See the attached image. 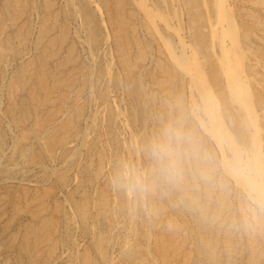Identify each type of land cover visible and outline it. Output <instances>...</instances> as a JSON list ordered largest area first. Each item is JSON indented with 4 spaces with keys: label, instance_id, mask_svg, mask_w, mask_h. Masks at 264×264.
Returning a JSON list of instances; mask_svg holds the SVG:
<instances>
[{
    "label": "rangeland",
    "instance_id": "obj_1",
    "mask_svg": "<svg viewBox=\"0 0 264 264\" xmlns=\"http://www.w3.org/2000/svg\"><path fill=\"white\" fill-rule=\"evenodd\" d=\"M118 1L16 0L9 6L0 0V264H85L86 255L90 264H162L154 246L157 235L168 233L184 253L165 264L198 261L197 237L178 211L176 190L145 154L161 120L178 124L180 97L178 127L192 132L197 158L212 175L214 199L219 185L227 188L224 227L232 233L236 264H248L251 254L264 264V0ZM120 37L128 73L120 63ZM191 60L194 67L183 65ZM164 68L177 75L167 79ZM229 75L237 77H231L234 88L244 86L239 91L247 96L238 101L245 98L251 113L231 98ZM199 83L208 92H198ZM210 102L231 147L206 134ZM192 160L182 166L190 178ZM137 173L151 183L146 195L132 194ZM100 195L108 200L103 208ZM152 207L160 208L159 218Z\"/></svg>",
    "mask_w": 264,
    "mask_h": 264
},
{
    "label": "bare ground",
    "instance_id": "obj_2",
    "mask_svg": "<svg viewBox=\"0 0 264 264\" xmlns=\"http://www.w3.org/2000/svg\"><path fill=\"white\" fill-rule=\"evenodd\" d=\"M120 1V0H119ZM119 1L116 3V5H120V3H119ZM177 1V0H176ZM7 2L9 3V6H14V3H17L18 2V0H17V2H16V0H7ZM7 4V3H6ZM51 4V3H50ZM17 5V4H16ZM49 5V4H48ZM116 5H114V6H116ZM141 5V4H140ZM218 6V5H217ZM141 6H139L138 8H140ZM6 8V7H5ZM7 8H9V7H7ZM142 8V7H141ZM87 9V8H86ZM142 10V9H141ZM144 10V9H143ZM121 13V12H120ZM14 16V15H13ZM1 17V16H0ZM150 18V17H149ZM223 19V18H222ZM146 20V19H145ZM55 21V20H54ZM46 23V22H45ZM203 23V22H202ZM50 27V26H49ZM3 28V27H2ZM0 30H1V28H0ZM2 31V30H1ZM226 31V30H225ZM15 34V33H14ZM43 34H45V31H44V33ZM227 34V33H226ZM232 34V33H231ZM62 35V34H61ZM8 36V35H7ZM16 36V35H15ZM51 36V35H50ZM121 36V35H120ZM62 37H63V35H62ZM61 37V38H62ZM132 37V36H131ZM152 37V36H151ZM11 38V37H10ZM123 38L124 37H120L119 39L121 40H119V47H118V51H119V54L121 55V56H123V54H125V52H126V49H127V44H126V42L123 40ZM50 39V38H49ZM217 39V38H216ZM3 40V39H2ZM52 40V39H51ZM56 40V39H55ZM59 40V39H58ZM133 40V39H132ZM1 41V40H0ZM60 41V40H59ZM58 41V42H59ZM29 42V41H28ZM222 42V41H221ZM54 43V42H53ZM6 44V46L5 47H8V42L7 43H5ZM50 44H51V42H50ZM223 44V43H222ZM221 44V45H222ZM13 46V45H12ZM22 46V45H21ZM25 46V45H24ZM115 46V45H114ZM33 47V46H32ZM37 47V46H36ZM51 47H53V46H51ZM223 48V47H222ZM225 48V47H224ZM8 49V48H7ZM0 50H2V49H0ZM47 50V49H46ZM50 50V49H49ZM116 51V50H115ZM224 51H226V49H224ZM128 52V51H127ZM184 52V51H183ZM241 52V51H240ZM115 53V52H114ZM138 53V52H137ZM159 53V52H158ZM225 53V52H224ZM49 54H50V52H49ZM127 54V53H126ZM3 55V54H2ZM40 56V55H39ZM145 56V55H144ZM197 56V55H196ZM225 56V55H224ZM1 57V56H0ZM127 57H128V55H127ZM135 57V56H134ZM143 57V56H142ZM188 57V56H187ZM201 57V56H200ZM39 58V57H38ZM140 58H141V56H140ZM139 57H138V59H140ZM170 58H172V57H170ZM184 58V57H183ZM183 58H181V59H183ZM44 59V58H43ZM135 59H136V57H135ZM142 59V58H141ZM176 59V58H175ZM225 59V58H224ZM226 60V59H225ZM136 61V60H135ZM138 61V60H137ZM141 61V60H140ZM139 61V62H140ZM172 61H174V59L172 60ZM194 60H191V61H189L188 63H186V62H184V63H186V64H183L184 66H186V65H191L190 64V62H192V66L194 67L195 66V62H193ZM242 61V60H241ZM44 62V61H43ZM57 62V61H56ZM59 62V61H58ZM66 62V61H65ZM158 62V61H157ZM160 62V61H159ZM175 62H176V60H175ZM178 62V61H177ZM182 62V63H183ZM224 62V61H223ZM226 62V61H225ZM227 62H229V61H227ZM64 63V62H63ZM120 63H121V65H122V68L124 69V70H126L127 71V69H128V66H129V62H128V60H127V58H126V56L124 57H121V60H120ZM141 63V62H140ZM174 63V62H173ZM176 64V63H175ZM228 64V63H227ZM232 64V63H231ZM156 65V64H155ZM169 65V64H168ZM225 65V64H224ZM38 66H39V64H38ZM135 66V65H134ZM170 67H173V66H171V65H169ZM177 66V65H176ZM179 66V65H178ZM177 66V67H178ZM230 66V65H229ZM236 66V65H235ZM41 67V66H40ZM80 67V66H79ZM111 67V66H110ZM164 67H165V65H164ZM167 67V66H166ZM199 67V66H198ZM130 68V67H129ZM200 68V67H199ZM233 68V67H232ZM137 69V68H136ZM160 69V68H159ZM158 69V70H159ZM164 69H166V68H164ZM167 69H169V68H167ZM166 69V70H167ZM193 69V68H192ZM235 69V68H234ZM76 70V69H75ZM121 70V69H120ZM135 70V69H134ZM222 70H224V69H222ZM229 70H231V68L230 69H228V71ZM73 71V70H72ZM92 71V70H91ZM123 71V70H122ZM154 71V70H153ZM181 71V70H180ZM190 71V70H189ZM195 71L197 72L198 71V69H197V67H196V69H195ZM235 71H237V69L235 70ZM69 72V71H68ZM164 72V71H163ZM175 72V69H174V71L171 69V70H167V71H165V73L167 74V79H168V77H169V79L172 77V76H174V74L175 75H177L176 73H174ZM230 73H234L233 72V70H232V72L231 71H229ZM77 73V72H76ZM117 73V72H116ZM123 73H124V71H123ZM127 73H128V71H127ZM164 73V74H165ZM189 73V72H188ZM198 73V72H197ZM225 73V72H224ZM229 73V74H230ZM237 73V72H236ZM190 74V73H189ZM200 73H198V75L196 74V76H195V80L197 81V83L200 81L201 82V77H200V75H199ZM74 75V74H73ZM76 75V74H75ZM74 75V76H75ZM92 75V74H91ZM159 75V74H158ZM160 75H161V73H160ZM203 75V74H202ZM232 75V74H231ZM231 75H229L230 77V81L232 82V80H231V77L234 79V77H236V76H231ZM234 75H236L235 73H234ZM191 76V75H190ZM30 77V76H29ZM41 77V76H40ZM83 77V76H82ZM108 77V76H107ZM124 77V76H123ZM160 77V76H159ZM163 77V76H162ZM166 77V76H165ZM179 77V76H178ZM204 77V76H203ZM237 77H238V74H237ZM236 77V78H237ZM175 78V77H174ZM194 78V76H192V79ZM51 79V78H50ZM63 79V78H62ZM66 79H69V77L68 78H66ZM66 79H64L65 81H66ZM82 79V78H81ZM109 79V78H108ZM135 79V78H134ZM161 79V78H160ZM173 79V78H172ZM180 79V78H179ZM35 80V79H34ZM70 80V79H69ZM132 80V79H131ZM163 80H165V79H163ZM171 80V79H170ZM181 80V79H180ZM180 80H178V82L180 81ZM194 80V79H193ZM61 81V80H60ZM63 81V80H62ZM61 81V82H62ZM80 81H82V80H80ZM156 81V80H155ZM165 81H168V80H165ZM183 81V80H182ZM236 81V80H235ZM237 81H239V82H237L236 84L238 85V83H240V80H237ZM40 82V81H39ZM39 82H37V83H39ZM64 82V81H63ZM67 82V81H66ZM66 82H64V83H66ZM69 82V81H68ZM71 82V81H70ZM74 82V81H73ZM141 82V81H140ZM173 82H174V84H175V81L173 80ZM16 83V82H15ZM23 83V82H22ZM25 83V82H24ZM53 83V82H52ZM51 83V84H52ZM55 83H57V81L55 82ZM160 83H161V81H160ZM163 83V82H162ZM172 83V82H171ZM170 83V84H171ZM233 83L234 82H232L231 84L233 85ZM60 84V83H59ZM70 84H72V83H70ZM125 84V83H124ZM132 84V83H131ZM135 84H137V83H135ZM166 84V83H165ZM169 84V85H170ZM176 84H177V82H176ZM175 84V85H176ZM242 84V83H241ZM20 85V84H19ZM164 85V84H163ZM168 85V86H169ZM172 85V84H171ZM174 85V86H175ZM178 85V84H177ZM183 85V84H182ZM181 85V86H182ZM230 85V84H229ZM236 85V86H237ZM32 86V85H31ZM44 87V85L43 84H40V86L39 87ZM123 86V85H122ZM129 86V85H128ZM162 86V85H161ZM174 86H172V88L174 87ZM179 86V85H178ZM195 86H196V89H197V91L198 92H202L201 90H205V84H195ZM240 86V85H239ZM242 86H243V84H242ZM138 87V86H137ZM208 87V86H207ZM227 87H228V85H227ZM235 87V85H233V87H231V90H229V94H230V96H231V98H233V99H235L236 101H237V104H238V106H242V108H243V110H244V112L246 113V111L247 112H250V109H249V111H248V109L246 108V106L249 104V103H245V98H243L244 100L242 101V102H239L238 101V97H240V95H243L244 96V94L246 95V93L244 92V94H241V92L239 91V90H241L243 87H241V89H238V87H236V88H234ZM36 88V87H35ZM65 88V87H64ZM136 88V87H135ZM162 88V87H161ZM38 89V88H37ZM43 89H45V91H46V88L44 87ZM133 89V88H132ZM132 89H130V91H132ZM164 89V88H163ZM163 89H161V90H163ZM166 89H168V88H166ZM166 89H165V91H166ZM41 90V89H40ZM50 90V89H49ZM169 90H170V88H169ZM178 90V89H177ZM181 90V89H180ZM246 90V89H245ZM244 90V91H245ZM128 91V90H127ZM135 90H133V92H134ZM164 91V92H165ZM206 92H208L207 90H205ZM38 92V91H37ZM44 92V91H43ZM47 92V91H46ZM138 92V91H137ZM170 92H172V90L170 91ZM182 92V91H181ZM204 92V91H203ZM206 92H205V95H206ZM217 92V91H216ZM9 93V92H8ZM45 93V92H44ZM54 93V92H53ZM130 93V92H129ZM166 93V92H165ZM180 93V92H179ZM243 93V92H242ZM134 94V93H133ZM152 94V93H151ZM168 94V93H167ZM174 94V93H173ZM210 94V93H209ZM93 95V94H92ZM128 95V94H127ZM131 95H132V93H131ZM138 94H136V96H137ZM147 95V94H146ZM152 95H154V94H152ZM175 95V94H174ZM177 95V94H176ZM180 95V94H179ZM178 95V96H179ZM202 95V94H201ZM205 95H203V96H205ZM50 96V95H49ZM60 96V95H59ZM134 96V95H133ZM151 96V95H150ZM181 96V95H180ZM213 96V95H212ZM211 96V97H212ZM247 96V95H246ZM45 97H48V95L47 96H45ZM138 97H139V95H138ZM184 97V96H183ZM201 97V96H200ZM37 98V97H36ZM135 98V97H134ZM145 98V97H144ZM171 98V97H170ZM175 98V97H174ZM181 98V97H180ZM180 98H178V116H179V120L177 121L178 122V124H176V126L178 127L179 125H180V123H181V119H182V117L184 116L183 115V112H184V110H183V107H182V104H181V100H180ZM206 98H207V95H206ZM242 98H240L239 100L241 101L242 100ZM247 98V97H246ZM176 99V98H175ZM182 99V98H181ZM248 99V98H247ZM247 99H246V101H247ZM159 100V99H158ZM207 100V99H206ZM213 100V99H212ZM211 100V101H212ZM32 101V100H31ZM161 101V100H160ZM176 101V100H175ZM174 101V102H175ZM182 101H184V100H182ZM159 102V101H158ZM163 102H164V100H163ZM168 102V101H167ZM177 102V101H176ZM191 102V101H190ZM209 102V101H208ZM230 102V101H229ZM247 102H249V101H247ZM40 103H41V101H40ZM95 103V102H94ZM141 103V102H140ZM160 103V102H159ZM169 103V102H168ZM184 103V102H183ZM215 103V102H214ZM214 103L213 102H210L209 104H208V108H209V110L208 111H206V112H208V119L210 120V122H209V126H210V133H206L207 135L208 134H210L209 136H212L213 137V139H215V140H217L218 141V143L221 145V141L222 142H226V138H225V136H226V134L227 133H225V127H224V125L222 124V118L220 117V114H219V111H218V108L214 105ZM20 104V103H19ZM46 104V103H45ZM151 104V103H150ZM193 104H195V103H193ZM233 104H235V103H233ZM240 104V105H239ZM160 105V104H159ZM13 106V105H12ZM30 106V105H29ZM115 106V105H114ZM157 106V105H156ZM162 106V105H161ZM173 106V105H172ZM185 106V105H184ZM206 106V108H207V105H205ZM116 107V106H115ZM166 107V106H165ZM248 107H250V106H248ZM159 107H157V109H158ZM41 109V108H40ZM170 109H171V107H170ZM173 109V108H172ZM205 109V108H204ZM233 109V108H232ZM162 110V109H161ZM165 109H163V111H164ZM13 111V110H12ZM32 111V110H31ZM147 111H148V109H147ZM156 111V110H155ZM170 111H172V110H170ZM177 111V110H176ZM186 111H187V109H186ZM234 111H236V110H234ZM239 111V110H238ZM165 112V111H164ZM12 113V112H11ZM21 113V112H20ZM66 113V112H65ZM148 113V112H147ZM156 113H158V112H156ZM160 113V112H159ZM158 113V114H159ZM168 113V112H167ZM251 113V112H250ZM141 114V113H140ZM158 114H157V116H158ZM163 114H165V113H163ZM187 114V113H186ZM240 114V113H239ZM166 115V114H165ZM249 115H251V114H249ZM17 116V115H16ZM25 116V115H24ZM80 116V115H79ZM151 116V115H150ZM163 116V115H162ZM167 116V115H166ZM252 116V115H251ZM142 117V115H140V118ZM153 117H154V115H153ZM172 117V116H171ZM170 117V118H171ZM174 117V116H173ZM188 117V116H187ZM38 118V117H37ZM157 118V117H156ZM175 118V117H174ZM174 118H172V119H174ZM249 118V117H248ZM40 119V118H39ZM160 119V118H159ZM165 119H166V117H165ZM176 119H177V116H176ZM86 120V119H85ZM93 120V119H92ZM141 120V119H140ZM153 120V119H152ZM155 120V119H154ZM168 120V119H167ZM167 120H161L160 122L159 121H157V122H159V125L158 126H160V128H159V131L164 127V126H166L167 125ZM195 120V119H194ZM207 120V119H206ZM250 120H253V119H250ZM12 121V120H11ZM15 121V120H14ZM34 121V120H33ZM69 121V120H68ZM187 121V120H186ZM17 122V121H16ZM37 122V121H36ZM64 122V121H63ZM72 122V121H71ZM152 122V121H151ZM155 122V121H154ZM171 121H169V123H170ZM237 122H239V120L237 121ZM11 123V122H10ZM168 123V124H169ZM198 123V122H197ZM39 124V123H38ZM94 124V123H93ZM124 124H126V123H124ZM128 124V123H127ZM173 124V123H172ZM225 124V123H224ZM250 124V123H249ZM65 125V124H64ZM190 125V124H189ZM35 126V125H34ZM74 126V125H73ZM154 126H156V124L154 125ZM157 126V127H158ZM183 126H184V124H183ZM187 126V125H186ZM67 127V126H66ZM188 128H189V126H187ZM138 128V127H137ZM180 128V127H179ZM186 128V127H185ZM31 129H33V128H31ZM39 129V128H38ZM155 129V128H154ZM157 129V128H156ZM191 130H192V128H191ZM35 132V131H34ZM63 132V131H62ZM68 132V131H67ZM70 132V131H69ZM155 132H157V131H155ZM25 133V132H24ZM37 133V132H36ZM48 133V132H47ZM52 133V132H51ZM80 133V132H79ZM192 133V132H191ZM35 134V133H34ZM130 134V133H129ZM139 134V133H138ZM26 135V134H25ZM63 135V134H62ZM84 135V134H83ZM134 135V134H133ZM157 135V134H156ZM228 135V134H227ZM69 136V135H68ZM72 136V135H71ZM48 137V136H47ZM66 137H67V135H66ZM229 137V136H228ZM21 138H23V137H21ZM51 138V137H50ZM142 138V137H141ZM154 138V137H153ZM195 138H198V139H200L199 137H195ZM47 139V138H46ZM59 139V138H58ZM146 139V138H145ZM19 140V139H18ZM60 140V139H59ZM67 139H65V136L63 135V138H62V140L60 141L61 143H64L65 141H66ZM144 140V139H143ZM20 141V140H19ZM80 141V140H79ZM142 141V140H141ZM145 141V140H144ZM201 141V140H200ZM217 141H216V143H217ZM234 141V140H233ZM228 142H229V140H228ZM235 142V141H234ZM48 143H50V142H48ZM57 143H58V141H57ZM61 143H58V144H61ZM75 143V142H74ZM144 143V142H143ZM227 143V142H226ZM45 144V143H44ZM47 144V143H46ZM45 144V145H46ZM223 144V143H222ZM228 144V146L229 147H231L232 146V144H231V142H229V143H227ZM149 145V144H148ZM199 145H201L200 143H199ZM48 146V145H47ZM46 146V147H47ZM202 146V145H201ZM236 146V145H235ZM252 146H254V145H252ZM49 147V146H48ZM48 147L47 148H45V149H48ZM53 147V146H52ZM51 147V148H52ZM55 147V146H54ZM126 147V146H125ZM142 147H143V144H142ZM148 147V146H147ZM220 147V146H219ZM223 147H225V146H223ZM133 148V147H132ZM145 148V147H144ZM201 148V147H200ZM234 148V147H233ZM50 149V148H49ZM135 149V148H134ZM142 149V148H141ZM253 149V148H252ZM128 150V149H127ZM227 150V149H226ZM230 150V149H229ZM49 151V150H48ZM52 151V150H51ZM59 151V150H58ZM134 151V150H133ZM202 151H203V149H202ZM201 151V152H202ZM73 152H75V151H73ZM72 152V153H73ZM234 152V151H233ZM51 153V152H50ZM49 153V154H50ZM129 153V152H128ZM199 153V152H198ZM131 154V153H130ZM145 154H147V153H145ZM205 154V153H204ZM148 155V154H147ZM204 156H206V155H204ZM145 157V156H144ZM74 158V157H73ZM199 158V157H198ZM197 157L196 158H193V160H192V166H193V169L190 171L192 174H191V178L190 177H188L186 174H184V172L186 171V170H184V172H182V176H181V178L178 180V181H176V182H174V183H171L172 184V186H173V188L176 190V193H175V197L177 198L178 197V200H176V204L178 205V211L185 217V225H186V223H187V228H188V230L189 231H192V234L193 233H195L196 234V236L195 237H197V243H198V245L197 244H195V245H197V248H195L196 249V252H197V255H198V261H194V263L193 264H236V261H235V259H236V257H235V249H234V246H233V242H232V233L230 232V230H229V228H225L224 227V221H225V215L227 214H224L225 212H226V210L228 209V204H227V201L225 200V198H226V189H225V186H223L222 184L221 185H219V193L215 196V199H214V196H213V193H214V191H215V188H213V187H215L214 186V183H213V179H212V175H211V173H209L208 172V170H207V164L203 161V160H200V159H198ZM237 158V157H236ZM123 159V158H122ZM206 159H207V157H206ZM230 159V158H229ZM69 160V159H68ZM223 161V160H222ZM225 162H227V161H225ZM236 162V161H235ZM257 162V161H256ZM255 162V163H256ZM235 164V163H234ZM258 164V163H257ZM256 164V165H257ZM222 165V164H221ZM261 165V164H260ZM191 166V167H192ZM239 166V165H238ZM237 166V167H238ZM212 167V166H211ZM225 167V166H224ZM252 167V166H251ZM214 168V167H213ZM228 168V167H227ZM240 168V167H239ZM233 169V168H232ZM251 169V168H250ZM98 170H100V169H98ZM102 170V169H101ZM228 170V169H227ZM240 170H241V168H240ZM126 171V170H125ZM151 171V170H150ZM188 171V172H189ZM211 171V170H210ZM224 171V170H223ZM242 171V170H241ZM144 172V171H143ZM158 172V171H157ZM187 172V171H186ZM230 172H233V171H231L230 170ZM229 172V173H230ZM98 174V173H97ZM235 174H236V172H235ZM262 174V173H261ZM233 175V174H232ZM154 176V175H153ZM159 176V175H158ZM237 176H238V174H237ZM244 176V175H243ZM154 178V177H153ZM160 178V177H159ZM215 178V177H214ZM221 178V177H220ZM240 178H242V177H240ZM152 179V178H151ZM150 179V180H151ZM262 179H263V177H262ZM158 180V179H157ZM160 180V179H159ZM153 181V180H152ZM154 181H155V179H154ZM161 181V180H160ZM237 181V180H236ZM240 181V180H239ZM251 181V180H250ZM262 181H264V180H262ZM149 182H151V181H149L148 180V183ZM156 182V181H155ZM217 182V181H216ZM224 182V181H223ZM157 183V182H156ZM253 183V182H252ZM150 184V186H151V183H149ZM148 184V185H149ZM165 184H167V183H165ZM170 184V183H169ZM168 184V185H169ZM192 185V187L191 186H189V185ZM251 184V183H250ZM113 185V184H112ZM155 185V184H154ZM165 186V185H164ZM167 186V185H166ZM263 186H264V184H263ZM218 187V186H217ZM127 188V187H126ZM131 189V188H130ZM151 190V189H150ZM251 190V189H250ZM119 191V190H118ZM174 191V190H173ZM216 191H217V189H216ZM129 192V191H128ZM152 192H154V191H152ZM218 192V191H217ZM228 192V191H227ZM155 193V192H154ZM172 193V192H171ZM126 194V193H125ZM128 194V193H127ZM150 194H152L151 192H150ZM215 194V193H214ZM122 196V195H121ZM157 196V195H156ZM168 196V195H167ZM200 196H201V199L204 197V202L202 203V201H201V199H200ZM250 196V195H249ZM262 196V195H261ZM129 197V196H128ZM162 197V196H161ZM107 198V197H106ZM152 198V197H151ZM126 199H127V197H126ZM173 199V198H172ZM98 200V199H97ZM159 200V199H158ZM157 200V201H158ZM168 200V199H167ZM167 200H166V202H167ZM96 201V200H95ZM106 201L108 202V200H106L105 199V195H100V197H99V200H98V206L100 207V208H103V206L106 204ZM134 201V200H133ZM154 201V200H153ZM127 202V201H126ZM80 203V202H79ZM154 203V202H153ZM161 203V202H160ZM137 204V203H136ZM158 204H159V202H158ZM157 204V205H158ZM138 205H139V203H138ZM143 205V204H142ZM161 205V204H160ZM159 205V206H160ZM166 205H168V204H166ZM97 206V207H98ZM117 206V205H116ZM127 206V205H126ZM144 206V205H143ZM150 206V205H149ZM154 206H156V205H154ZM110 207V206H109ZM130 207V206H129ZM139 207V206H138ZM169 207V206H168ZM81 208V207H80ZM128 208V207H127ZM153 208V207H152ZM93 209V208H92ZM144 209V208H143ZM154 209V216H160V214H161V211H160V208L159 207H154L153 208ZM165 209V208H164ZM167 209V208H166ZM99 210V209H98ZM163 210V209H162ZM97 211V210H96ZM140 211V210H139ZM138 211V212H139ZM167 211V210H166ZM171 211V210H170ZM133 212V211H132ZM130 213V212H129ZM163 213H164V211H163ZM231 213V212H230ZM150 214V213H149ZM169 214V213H168ZM228 214H229V212H228ZM80 215H82V214H80ZM88 215V214H87ZM172 215V214H171ZM231 215V214H230ZM127 216V215H126ZM130 216V215H129ZM162 216V215H161ZM136 217V216H135ZM147 217V216H146ZM169 217H170V215H169ZM168 217V218H169ZM173 217V216H172ZM175 217V216H174ZM85 218V217H84ZM157 218H159V217H157ZM161 218V217H160ZM165 218V217H164ZM132 219V218H131ZM134 219V218H133ZM163 219V218H162ZM172 219V218H171ZM160 220V219H159ZM164 220V219H163ZM174 220H177V219H174ZM179 220V219H178ZM129 221V220H128ZM144 221V220H143ZM157 221V220H156ZM166 221V220H165ZM171 221V220H170ZM180 221H182V220H180ZM52 222V221H51ZM167 222V221H166ZM229 222V221H228ZM132 223V222H131ZM157 223V222H156ZM175 223H177L176 221H175ZM174 223V224H175ZM149 224V223H148ZM227 224V223H226ZM30 225H32V224H30ZM113 225V224H112ZM134 226V225H133ZM175 226V225H174ZM173 226V227H174ZM176 226H178V224L176 225ZM228 226H229V224H228ZM142 227V226H141ZM166 227H168V226H166ZM170 227V226H169ZM180 227V226H179ZM135 228V227H134ZM153 228V227H152ZM181 228V227H180ZM7 229V228H6ZM27 229V228H26ZM30 229V228H29ZM91 229V228H90ZM167 229V228H166ZM165 229V230H166ZM171 229V228H170ZM173 229H175V228H173ZM173 229H172V231H173ZM226 229V230H225ZM151 230V229H150ZM157 230V229H156ZM164 230V229H163ZM176 230V229H175ZM187 230V231H188ZM33 231V230H32ZM35 231V230H34ZM177 231V230H176ZM175 231V232H176ZM184 231V230H183ZM29 232H30V230H29ZM38 232V231H37ZM36 232V233H37ZM149 232V231H148ZM148 232H147V234H148ZM171 232V231H170ZM178 232L179 231H177V234H178ZM32 233V232H31ZM34 233V232H33ZM53 233V232H52ZM158 233H162V232H159L158 231ZM40 234V233H39ZM146 234V233H145ZM163 234V233H162ZM175 234V233H174ZM176 234V235H177ZM25 235V234H24ZM33 235V234H32ZM92 235H93V233H92ZM171 235V233H168L167 235H166V238L165 237H163V236H161V235H157L156 236V243H155V245H157V246H154V248H156L157 247V257L159 258V260L162 262V264H165V263H167V262H169V260H173L174 259V261L177 259V257H179L180 255H181V253H184V252H182V245H183V243H182V245L180 244V246H176L174 243H176V241L173 243L171 240H172V238L171 237H169ZM185 235V234H184ZM33 236H35V235H33ZM145 236V235H144ZM238 236V235H237ZM25 237V236H24ZM37 237H38V235H37ZM37 237H35V240L36 239H38ZM97 237V236H96ZM147 237V236H146ZM174 237V236H173ZM188 237V236H187ZM34 238V237H33ZM104 238V237H103ZM134 239V238H133ZM175 239H176V237H175ZM179 239V238H178ZM23 240H24V238H23ZM39 240H41V238L39 239ZM93 240V239H92ZM107 240V239H106ZM128 240V239H127ZM126 240V241H127ZM184 240V239H183ZM186 240V239H185ZM42 241V240H41ZM187 241V240H186ZM22 242V241H21ZM28 242V241H27ZM100 240L97 242V244H96V246L97 245H100ZM147 242H149V241H147ZM154 242V241H153ZM179 242V241H178ZM177 242V243H178ZM26 243V242H25ZM24 243V244H25ZM34 243V242H33ZM129 243V242H128ZM21 244V243H20ZM31 244V243H30ZM36 244V243H35ZM41 244V243H40ZM127 244V243H126ZM130 245V244H129ZM145 245V244H144ZM153 245V244H152ZM178 245V244H177ZM21 246H23V244H21ZM20 246V247H21ZM53 246V245H52ZM132 246V245H131ZM130 246V247H131ZM94 247V246H93ZM103 247V246H102ZM125 247V246H124ZM127 247V246H126ZM147 247H148V245H147ZM221 247V248H220ZM23 248V247H22ZM25 248V247H24ZM29 248V247H28ZM95 248V247H94ZM128 248V247H127ZM142 248V247H141ZM194 248V247H193ZM217 248H220V250H219V252L217 251ZM26 249V248H25ZM98 249V248H97ZM129 249V248H128ZM127 249V250H128ZM133 249V248H132ZM194 249V250H195ZM56 250V249H55ZM94 250V249H93ZM100 249H98V251H99ZM187 250V249H186ZM7 251V250H6ZM20 251V250H19ZM29 251V250H28ZM49 251V250H48ZM95 251V250H94ZM250 251V250H249ZM21 252H22V249H21ZM26 252V251H25ZM50 252H54V250L53 251H50ZM89 252V251H88ZM97 252V251H96ZM127 252V251H126ZM150 252V251H149ZM20 253V252H19ZM23 253H24V249H23ZM22 253V254H23ZM32 252H29V254L28 255H30ZM86 253V252H85ZM84 253V254H85ZM99 253V252H98ZM155 253V252H154ZM193 253V252H192ZM26 254V253H25ZM37 254V253H36ZM87 254V253H86ZM85 254V255H86ZM132 254V253H131ZM170 254H171V256H170ZM28 255H26V256H28ZM152 255V254H151ZM260 255H262V254H260ZM19 256V255H18ZM25 256V255H24ZM50 256V255H49ZM83 256V255H82ZM128 256V255H127ZM155 256H156V254H155ZM170 256V257H169ZM257 256H259V254L257 255ZM131 257V256H130ZM130 257L128 258V260L130 259ZM150 257V256H149ZM148 257V258H149ZM191 257H193V256H191ZM19 258H20V256H19ZM19 258H16V259H19ZM24 258V257H23ZM101 258V257H100ZM181 258V257H180ZM187 258V257H186ZM257 258V257H256ZM256 258H254L253 257V254H251V255H249V259L248 260H246V263H247V261H248V264H258V262H257V259ZM28 259V258H27ZM27 259L25 260V261H27ZM30 259V258H29ZM32 259V258H31ZM31 259H30V261H31ZM83 260V263L84 262H86L85 264H90L89 262V258L87 257V255L86 256H83V258H82ZM135 259V258H134ZM188 259V258H187ZM20 260H22V259H20ZM143 260H145L146 261V258L145 259H143ZM178 260V259H177ZM241 260V259H240ZM80 261V260H79ZM182 261V260H181ZM181 261H180V264H181ZM191 261V260H190ZM17 262V261H16ZM20 262V261H19ZM22 262V261H21ZM94 262V261H93ZM130 262V261H129ZM128 262V263H129ZM176 262V261H175ZM179 262V261H178ZM184 262H186V263H188L189 261H184ZM239 262V261H238ZM237 262V263H238ZM28 264H30L29 262H27ZM31 263H33L32 261H31ZM82 263V262H81ZM91 263H92V261H91ZM154 263V262H153ZM16 264H18V263H16ZM94 264V263H93ZM112 264V263H111ZM144 264H147L146 262L144 263Z\"/></svg>",
    "mask_w": 264,
    "mask_h": 264
},
{
    "label": "clouds",
    "instance_id": "obj_3",
    "mask_svg": "<svg viewBox=\"0 0 264 264\" xmlns=\"http://www.w3.org/2000/svg\"><path fill=\"white\" fill-rule=\"evenodd\" d=\"M146 151L160 177L169 183L181 178L182 166L186 159L198 157V149L192 134L172 124L160 130L151 140ZM149 190L143 174L137 173L133 177L132 194L146 195Z\"/></svg>",
    "mask_w": 264,
    "mask_h": 264
}]
</instances>
